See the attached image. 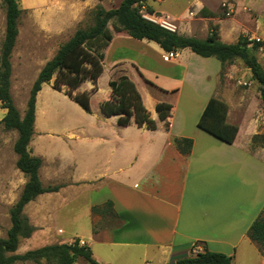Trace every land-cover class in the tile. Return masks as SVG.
<instances>
[{"label":"crops","instance_id":"crops-1","mask_svg":"<svg viewBox=\"0 0 264 264\" xmlns=\"http://www.w3.org/2000/svg\"><path fill=\"white\" fill-rule=\"evenodd\" d=\"M228 4L234 14L235 5ZM193 8L201 14L203 10L200 26L204 34L187 36L206 38L209 24L214 22L221 40L231 44L244 31L253 30L250 19L248 26L234 20L224 27L221 22L225 20L207 15L197 3ZM190 12L194 17L196 13ZM176 52L177 56L169 59L153 41L114 32L105 49L98 90L93 93L103 84L106 95L96 104L90 102V113L80 110L91 126L38 128L34 132L29 149L42 159L41 182L45 187L61 188L40 194L25 206L24 213L35 231L30 243L19 244L20 250H25L16 254L78 239L100 264H170L205 249L232 256L233 264L243 255L264 264L258 246L247 236L264 208V155L249 149L260 124L252 118L246 129L238 121L242 116L232 115L229 101L218 97L221 67L216 58L199 56L188 48ZM117 66L124 67L122 73L137 89L140 81L158 93L147 88L149 96H144L138 89L157 122L156 130L139 128L134 122L121 126L117 116L106 117L101 112L100 105L111 96L109 81ZM92 88L90 82L80 93ZM53 90L45 84L37 96L36 125L37 120L42 122L38 114H47L50 98L46 95L53 96ZM211 97L229 106L227 122L239 128L233 144L198 127ZM159 103L172 105L168 128L156 112ZM177 137L192 139L189 155L176 148L173 139ZM71 142V147L66 146ZM66 172L69 175L65 176ZM108 202L111 207H106ZM71 205L73 209L68 211ZM94 207L101 209L94 213Z\"/></svg>","mask_w":264,"mask_h":264},{"label":"trees","instance_id":"trees-1","mask_svg":"<svg viewBox=\"0 0 264 264\" xmlns=\"http://www.w3.org/2000/svg\"><path fill=\"white\" fill-rule=\"evenodd\" d=\"M2 3L6 8V28L0 49V102L6 114L0 119V125L5 130L18 132L14 144V152L18 155L16 167L28 179L10 210L11 226L7 236L0 238V264H14L17 261H32L38 264H43V261L46 264H100L93 257L91 249L81 245L78 239L72 243L44 246L24 254L15 252L20 239L29 238L35 231L24 214L25 206L40 194L56 192L61 188V185L43 186L40 179L42 159L32 155L29 149L35 132L37 96L45 84L53 81L54 90H65L70 99L90 113L91 95L98 90L97 82L103 72L105 49L113 39L110 25L135 39L153 41L166 52L188 48L199 56L216 58L222 66L220 75L226 65L240 59L251 71L253 79L259 83L260 99L264 106V69L256 55L255 46H251L246 37H240L236 43H225L220 38L217 25L210 26L204 39L182 35L145 18L141 13L145 0H122L118 7L112 9L97 6L93 11V25L77 28L69 40L44 64L32 84L22 116L11 93V58L23 10L20 0H2ZM147 12L154 14L153 9L149 7ZM201 12L203 14V10ZM85 81L92 82L93 88L90 91L75 93ZM109 86L111 96L100 105V110L106 117L117 116L121 126H129L134 122L139 128L156 130L157 122L145 107L135 83L127 75L121 74L118 78L111 79ZM228 109L227 103L211 97L199 119L198 127L228 144H233L239 128L227 122ZM171 110L172 105L168 103H159L156 106L159 119L166 122L167 128ZM259 137L264 138V135H255L253 139ZM173 143L183 155L191 153L192 139L177 137L173 139ZM111 206L112 202L106 203V207ZM100 209L101 207H94L93 212L98 213ZM263 213L264 208L247 232L248 238L256 243L260 251L264 249ZM170 264H233V257L205 249L192 256L173 259Z\"/></svg>","mask_w":264,"mask_h":264},{"label":"rangeland","instance_id":"rangeland-1","mask_svg":"<svg viewBox=\"0 0 264 264\" xmlns=\"http://www.w3.org/2000/svg\"><path fill=\"white\" fill-rule=\"evenodd\" d=\"M122 0H20L23 10L19 22V34L16 46L12 53V77H11V93L16 107L23 116L26 110L27 101L30 95V89L36 79L40 69L50 60L57 52L59 47L64 44L74 34L77 28H87L94 23L93 11L97 6L105 9H112L119 6ZM166 2L159 4L155 0H145L141 13L148 19L161 22V19L173 16L171 22L175 24V31L179 34H194L200 36L204 34L201 29L204 18L200 12H196L193 8L194 3L198 7H202L207 11V15L225 20L221 25L237 20L238 23H244L248 26V19L251 20L253 30L244 31L243 37L259 36L264 37V0H164ZM227 1L235 5L234 14L227 18L222 8V3ZM153 6L156 10L164 13L150 14L147 8ZM192 12L196 14L194 17ZM173 14V15H172ZM161 18V19H159ZM184 22L187 25H183ZM210 25H215L210 22ZM239 24L236 23V26ZM6 28V8L0 0V49L5 36ZM185 28V29H183ZM113 33L119 32L110 25ZM241 36V37H242ZM260 59L259 55L256 54ZM218 67H222L220 61L215 60ZM262 61V60H261ZM264 69V62H261ZM123 66L115 67L113 71L114 79L123 74ZM90 81H85L75 93H80ZM103 83V82H102ZM53 81L49 83L51 88ZM138 87L144 96L148 86L139 81ZM97 94L91 95V101L96 104L98 100L106 95V89L103 84L99 85ZM138 88V89H139ZM150 88V87H149ZM148 88V89H149ZM259 83L253 79L251 71L244 63L237 59L232 64L226 65L222 71V75L218 79V97H223L229 101L233 108V116L240 115L242 120H238L245 128H250L254 118L260 124L259 134L264 135V106L260 99ZM154 95L158 93L149 89ZM50 98V105L43 117L38 114V119L42 122L35 121V131L39 128H51L54 130H71L82 124L89 128L91 121L82 113L81 107L75 102L68 99L65 90L54 91L52 95H46ZM229 107V106H228ZM81 110V111H80ZM6 114V110L1 108L0 102V119ZM86 123V124H84ZM255 136V135H254ZM253 136V137H254ZM18 138L16 130H5L0 125V238L7 236V231L11 226L10 210L18 200L22 189L27 181V177L16 167V158L18 155L14 152V144ZM71 143L66 146L71 147ZM57 146V144H54ZM69 150V148H67ZM253 153L264 155V138H252V144L249 147ZM71 151V150H70ZM69 175L66 172L67 176ZM36 199V198H35ZM34 199V200H35ZM72 206V205H71ZM67 210L71 211L73 206ZM25 214V213H24ZM64 211L61 215L64 217ZM27 217V216H26ZM264 217V213H263ZM28 218V217H27ZM32 236V235H31ZM29 238H21L19 244L30 243ZM19 248V247H18ZM23 248V247H22ZM25 249L19 248L16 253H20ZM255 251V250H254ZM264 256V249L260 251ZM257 255V254H256ZM14 264H38L32 261H17ZM43 264H46L43 261ZM235 264H257L256 259L248 260L240 257Z\"/></svg>","mask_w":264,"mask_h":264},{"label":"built area","instance_id":"built-area-1","mask_svg":"<svg viewBox=\"0 0 264 264\" xmlns=\"http://www.w3.org/2000/svg\"><path fill=\"white\" fill-rule=\"evenodd\" d=\"M222 6L226 9V15L229 16L231 13H233V7L230 4L223 3ZM159 19H161V18H159ZM149 20H151V19H149ZM171 20L172 19L170 17H167V19H161V22L158 24H160L161 26H163L166 29H169L171 31H175L176 26L173 22H171ZM151 21H153V20H151ZM153 22H156V21H153ZM246 38H247V41L249 42V44L251 46H255L257 54L259 55L260 59L264 62V37H259V36H250L249 37L248 36ZM176 56H177V52L171 51V52H167L165 57L172 59V58H175Z\"/></svg>","mask_w":264,"mask_h":264}]
</instances>
